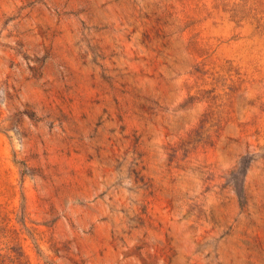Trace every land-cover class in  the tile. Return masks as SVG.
<instances>
[{"label":"rangeland","instance_id":"obj_1","mask_svg":"<svg viewBox=\"0 0 264 264\" xmlns=\"http://www.w3.org/2000/svg\"><path fill=\"white\" fill-rule=\"evenodd\" d=\"M0 264H264V0H0Z\"/></svg>","mask_w":264,"mask_h":264}]
</instances>
